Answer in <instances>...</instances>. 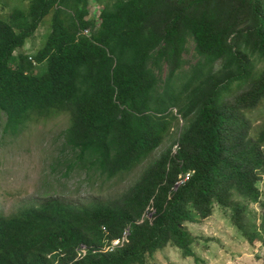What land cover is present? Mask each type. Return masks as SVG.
<instances>
[{"label": "trees", "instance_id": "trees-1", "mask_svg": "<svg viewBox=\"0 0 264 264\" xmlns=\"http://www.w3.org/2000/svg\"><path fill=\"white\" fill-rule=\"evenodd\" d=\"M20 1L28 8L0 17L5 134L66 113L69 172L108 179L139 165L174 128L179 136L116 198L0 211V264H148L168 246L201 263L186 224L211 218L216 205L264 247V123L254 129L247 116L264 102V0ZM48 16L36 62L15 55ZM190 41L198 61L186 69ZM37 64L44 74L32 72Z\"/></svg>", "mask_w": 264, "mask_h": 264}, {"label": "rangeland", "instance_id": "rangeland-1", "mask_svg": "<svg viewBox=\"0 0 264 264\" xmlns=\"http://www.w3.org/2000/svg\"><path fill=\"white\" fill-rule=\"evenodd\" d=\"M91 2V13L96 17L102 7ZM28 8L27 2L20 0H0V17H8L14 8ZM51 16L45 18L35 35L15 55L32 57L46 43L51 32ZM195 45L190 41L185 59L186 69L197 63ZM30 60V59H29ZM20 64V59L14 61ZM32 72L44 74L46 64H37ZM253 128L264 123V102L247 115ZM5 117L0 113V211L6 215L19 209L39 205L48 199L83 205L98 200H108L120 196L128 190L142 175L144 170L162 154L179 136L177 128L172 130L169 140L155 150L142 162L128 172L113 179L102 177L94 172L89 173L80 167L70 170V159L74 153L65 148L64 132L70 125V117L66 113L53 114L48 119L28 121L20 132L12 136L5 134ZM255 131V130H254ZM177 133V134H176ZM173 150H176L174 146ZM264 200V177L259 183ZM250 209L259 223L261 208L258 204ZM153 212L147 210L145 218H151ZM189 232L197 238L195 252L201 259L196 263L191 257L183 258L181 251L173 246L157 252L148 264H264V247L251 244L232 223V211L218 205L211 218L197 223L186 224Z\"/></svg>", "mask_w": 264, "mask_h": 264}, {"label": "built area", "instance_id": "built-area-1", "mask_svg": "<svg viewBox=\"0 0 264 264\" xmlns=\"http://www.w3.org/2000/svg\"><path fill=\"white\" fill-rule=\"evenodd\" d=\"M85 34H88V31H86ZM183 182H184V181H181V183H183ZM127 234H128V232L125 233L124 238H123L122 240H114V241L112 242V246H111L110 248H111V249H114V248H116V247L122 245V243L125 241V239H126V237H127ZM82 254H83V255L85 254V247H82V249L80 250V256H81Z\"/></svg>", "mask_w": 264, "mask_h": 264}]
</instances>
